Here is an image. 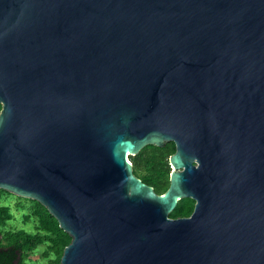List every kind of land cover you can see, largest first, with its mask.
I'll return each instance as SVG.
<instances>
[{"label":"water","instance_id":"95a60500","mask_svg":"<svg viewBox=\"0 0 264 264\" xmlns=\"http://www.w3.org/2000/svg\"><path fill=\"white\" fill-rule=\"evenodd\" d=\"M0 104L59 264H264V0H0ZM168 140L158 194L129 156Z\"/></svg>","mask_w":264,"mask_h":264},{"label":"trees","instance_id":"16d2710c","mask_svg":"<svg viewBox=\"0 0 264 264\" xmlns=\"http://www.w3.org/2000/svg\"><path fill=\"white\" fill-rule=\"evenodd\" d=\"M1 108V104H0ZM174 146L165 143L162 146L148 144L136 154L130 155L133 173L144 183L152 186L158 194L163 193L169 183L170 166L169 156L173 153ZM1 192H6L0 189ZM31 201V211L27 214L33 219L36 230L25 232L23 230L6 231L5 243L0 241V264L5 259L7 264H30L25 261L28 253L38 244L46 243V257L51 254L46 264H59L63 248L70 242V235L59 227L58 221L49 213L41 203L34 199ZM184 213L180 207H175L171 216ZM10 217L8 207L0 204V225ZM7 248L1 252V249ZM8 254V256H7Z\"/></svg>","mask_w":264,"mask_h":264},{"label":"rangeland","instance_id":"374dc122","mask_svg":"<svg viewBox=\"0 0 264 264\" xmlns=\"http://www.w3.org/2000/svg\"><path fill=\"white\" fill-rule=\"evenodd\" d=\"M0 204L8 207L10 217L0 225V241L5 243V232L23 230L25 232H33L36 230L35 224L29 215L31 211L30 198L21 197L10 192L0 191ZM31 208V209H30ZM46 243L38 244L28 253L25 261L30 264H46L51 256L46 257Z\"/></svg>","mask_w":264,"mask_h":264},{"label":"flooded vegetation","instance_id":"af4514ba","mask_svg":"<svg viewBox=\"0 0 264 264\" xmlns=\"http://www.w3.org/2000/svg\"><path fill=\"white\" fill-rule=\"evenodd\" d=\"M165 143H170L174 146V151H175V143L174 141L172 140H168V141H165ZM173 151V153H174ZM168 163H169V166H170V172L173 171V167L172 165L170 164L169 162V158H168ZM178 170H181V169H178ZM177 170V171H178ZM168 183H170V174H169V179H168ZM194 205H195V200L192 199L191 197H181L180 199L177 200V203L175 205V207H180L182 209V211H184V213H181L177 216H171V212L174 210V208L170 211L169 213V216L171 218H183V217H189L191 215V213L193 212V209H194ZM7 248H4V249H1V252L3 251H6ZM8 256V254H7ZM6 260L4 259L3 262L1 264H7V262H5ZM12 264H16V261L14 260Z\"/></svg>","mask_w":264,"mask_h":264}]
</instances>
